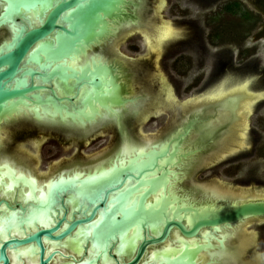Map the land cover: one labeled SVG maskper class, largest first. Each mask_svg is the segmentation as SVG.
Segmentation results:
<instances>
[{
    "label": "water",
    "instance_id": "1",
    "mask_svg": "<svg viewBox=\"0 0 264 264\" xmlns=\"http://www.w3.org/2000/svg\"><path fill=\"white\" fill-rule=\"evenodd\" d=\"M2 1L0 27L11 29L0 43L3 131L11 123L24 120L72 128L73 124L65 123L67 118L82 122L91 117L98 104L117 109L133 100L125 96L128 90L122 91L118 80L110 79L94 67L83 80L79 77L83 65L77 68L69 61L84 48L86 57L90 49V66L99 57L112 63L114 60L110 61L102 49L96 51L95 47L101 48L118 34L117 28H108L110 22L123 21L122 13L129 6L126 3H131L136 13L137 8L141 10L139 2ZM31 13L37 15L36 24L29 18ZM134 19L131 23L137 24V15ZM71 68L76 69V74ZM59 83L68 92H57ZM81 87L90 90L91 95L84 91L79 97L80 104L75 105ZM120 91L124 97L122 103L117 100ZM61 105L69 107L61 110ZM24 108L29 115L19 114ZM57 114L60 123L44 122L46 115ZM180 140L182 135L173 134L148 142L151 144L147 149H144L147 144L135 142L140 148L126 159L119 158L120 150L110 163L107 160L100 165L84 166L83 176L72 169L60 170L42 184H38L28 166L2 155L0 150V264H13L14 258L20 264H207L209 261L200 263L196 258L198 251L215 246L209 238L193 247L187 243L181 248L162 246L175 231L193 239L205 230L225 248L224 238L215 236L217 231L238 222L264 218V199L243 196L218 205L186 203L169 185L172 166L181 162L176 157L182 156ZM11 162L15 171L9 169ZM13 187V194H8ZM159 190L160 196L151 200ZM74 235L83 244L82 254L69 247L65 251L60 248L49 251V244L61 246ZM123 247L127 251L124 257L120 256ZM151 248L157 251L153 260L149 257ZM25 255L35 262L26 260ZM234 263L230 260V264Z\"/></svg>",
    "mask_w": 264,
    "mask_h": 264
},
{
    "label": "rangeland",
    "instance_id": "2",
    "mask_svg": "<svg viewBox=\"0 0 264 264\" xmlns=\"http://www.w3.org/2000/svg\"><path fill=\"white\" fill-rule=\"evenodd\" d=\"M231 1L235 0H165L159 11L160 19L172 21L181 33L163 46L160 59L155 60L157 70L153 68L152 62L144 63L143 70L147 78H151L149 73L154 71L162 76L168 85L163 90L165 92L171 90L176 105H185L192 99L193 94L204 93L222 76L228 75L240 78L255 77V86H253L256 90L264 92V0H238L244 10L237 14L224 10L226 2ZM156 3L157 0H148L144 10L145 21L150 28L155 27V23L159 20L153 15ZM126 4H129V8L126 7L122 16L124 20L134 22L136 15L134 6L129 2ZM245 11L250 14L247 18L243 16ZM108 29H112V26L110 25ZM115 47L116 49H107L105 54L112 56V53L117 52L126 59L132 57L141 62L144 58H150V61L157 58L153 53H149V49L145 47L142 38L136 32L121 37ZM82 54L85 55L84 48ZM91 67L103 71L114 81L118 80L122 91L126 89L124 81H120L125 73L119 65L105 60H92L90 66L87 60L82 66V74L80 72L79 77L83 80L87 79ZM69 70L76 74V69ZM66 77H70V74L67 73ZM134 89V92L140 91L138 85H135ZM85 92L88 96L91 95L90 90ZM121 94L120 91L117 97L119 103L124 101ZM224 105L233 104L228 102ZM68 107L61 105L59 109L66 111ZM168 109L179 114V110L173 105ZM109 110L119 116L117 109L109 108ZM249 113L245 144L240 148L226 151L227 153L213 154L215 157H212L208 164L202 165L196 173L197 183L212 188H222L235 194L255 192L264 195V96ZM96 115H100L98 109L91 114V117L94 118ZM169 119L168 112L158 114L156 117L147 115L139 124L140 135L136 133V129L135 134L143 139L161 135L163 130L172 128ZM24 121L22 123L19 121V126L13 128L17 130L4 128L3 138H7L8 142L3 143L4 148L1 153L17 157L25 165L35 167L33 170L40 175L47 176L61 164L93 159L107 152L109 146L115 142L105 128L97 130L95 134L85 139V136L79 133L68 135L61 132L66 135L62 137V134L59 136L57 132L49 134V131H35L30 128L26 120ZM7 130L12 133L11 136L7 134ZM32 140L35 141V145L32 144ZM81 144L83 146L80 149ZM176 157L179 161L182 158L180 154ZM8 164L11 171L16 170L12 165L14 163ZM260 223L261 225L250 224L247 227V233L249 235L251 233L254 238L243 254L244 264H264V220ZM253 230L255 232H251Z\"/></svg>",
    "mask_w": 264,
    "mask_h": 264
},
{
    "label": "bare ground",
    "instance_id": "3",
    "mask_svg": "<svg viewBox=\"0 0 264 264\" xmlns=\"http://www.w3.org/2000/svg\"><path fill=\"white\" fill-rule=\"evenodd\" d=\"M140 3V2H139ZM141 4V3H140ZM165 4V0H162V3L159 5V9L161 10L162 6ZM137 11V10H136ZM31 22L33 24H36L38 22L37 15H33V13L29 16ZM141 18V16H140ZM148 23V22H147ZM112 26V30L116 28L118 29L117 32H120L124 28H129L132 25L130 21H126L123 19L121 23L119 24V21L110 22ZM13 27V26H12ZM181 32L180 30L175 27L174 23L170 20H163L160 24L157 25L156 30L154 33H144L145 36V43L146 45L151 48L153 51H155L157 56V61L160 59L161 56V50L163 46L173 39L176 35H179ZM155 39L156 41L154 42ZM90 52V49H87V57L84 56L82 53L74 56L73 59L69 61L70 64L77 67L79 65H84L87 60H90L88 57V54ZM100 60H103V58L99 57ZM107 61V60H106ZM115 65H119L112 62ZM123 64H120L121 66ZM122 68V67H121ZM124 71V69L122 68ZM127 75L122 76L120 80L124 81L125 85H128L129 81ZM253 79L250 77H247L245 79H237L233 81V79L229 76L219 81V83L215 84L208 92L205 94L199 96L202 98L207 97L206 99L209 100V102L213 101V103H216L218 101L217 105V111L211 114V116H207L205 118H202L198 115L194 116L192 119L190 118L189 121L185 122L183 124V127L174 134V136H177L178 134L182 135V140H180V150L179 152L182 155L181 162L178 166L173 165L172 166V176L169 181L170 190L176 192L180 196H182V200L188 202H195V204H202V203H213L215 205H218L219 203L228 202L231 199H235V195L232 192H225V194L220 193L219 195L217 193L211 192L212 190H209L206 186L199 185L194 187V189H187L186 187H183V183H185L186 179L189 177V175L192 173L193 164H199L203 161H206L209 159V156H212L213 153L216 151V147L220 144L222 147L221 153H224L228 150H234L236 148L242 147V145L245 144V137L247 136V128L249 124L247 123L248 116L250 115V111L253 109V107L258 103L264 96L263 91L253 90ZM86 87H81L79 93L76 95L75 105L80 104V95L86 90ZM57 92L64 93L68 92L67 89L64 88L62 83H59L58 87H56ZM169 95L172 94L171 90L168 91ZM73 92H71L72 94ZM230 96V97H229ZM192 102V101H191ZM232 103L231 111L230 109H223L222 105L226 103ZM70 104V103H69ZM210 104V103H209ZM215 105V104H214ZM112 106V105H111ZM115 106V105H114ZM125 105L122 106V108H117V111L119 112V116H116L112 111H110L107 108H103L101 105L98 104V112L100 115H96L94 118L91 117L90 119H82V122L80 121H72L70 119H66L65 123L67 124H73L78 125L81 127L76 128H92L96 124L105 121L106 119H114L117 120L119 124H122L121 119L124 116V110L127 108ZM225 106V105H224ZM71 107V106H70ZM195 107V106H194ZM86 110L88 113H90L88 106L86 107ZM26 112V113H25ZM204 111H201L200 114H203ZM231 113V114H229ZM19 114L29 115L26 108L23 109ZM102 117V118H101ZM93 118V119H92ZM44 122L46 123H60V119L57 115H46L43 118ZM96 121L93 123V121ZM228 122V125L230 126L228 132L219 140L217 137V130L224 124ZM70 126V125H69ZM83 129V128H82ZM2 128L0 127V141L4 140V134ZM197 133L195 139L194 136ZM194 134V135H193ZM193 136V137H192ZM177 138V137H176ZM179 138V137H178ZM178 140V139H175ZM175 142V141H174ZM151 144V143H150ZM150 144H147L144 146V149H147L150 147ZM218 144V145H217ZM217 145V146H216ZM140 146L131 143V141L126 140L124 142V145L122 146V150L120 151L119 158L123 157L124 159L127 158L129 154L134 152L135 150L139 149ZM98 170V169H97ZM74 172H77V175L83 176L85 174L83 171H78V169H74ZM69 175L71 172L68 173ZM63 175H66L64 172ZM3 178V177H2ZM4 179V178H3ZM38 184L39 180L37 179ZM44 185L41 186V189H44ZM15 190V187H13V191H11L8 194H13ZM203 191V193L201 192ZM202 193L201 196L198 195V193ZM162 193L161 190L156 193V195L152 196L151 200L156 199L160 194ZM240 197V194L237 195ZM243 196V195H242ZM246 197H252L254 198H260L264 199V195H260L258 193L256 194H247ZM44 225H47L45 223ZM202 235L199 238H193V239H186L182 237L177 231L174 232V234L169 238V241L162 246L166 247L167 249L170 247L175 248H181L183 247V243H187L189 246L193 247L197 244H203V242H206L207 238L210 239V241L215 244L212 248H207L198 251L197 253V261L200 263H204L206 261H209L207 264H230V260H232L235 257V251L231 247V244L234 243L233 239L237 238L238 244L236 245L237 254L244 253L247 246L249 245L250 236L247 233V227L245 226L244 222H238L236 224H233L231 226H224L219 229L216 233V237L224 238L225 241V248H222L218 240L211 236L208 233H205L206 231L203 230ZM14 234V232H13ZM77 238V239H76ZM78 236L74 235L73 237H70L68 240L63 242V245L61 244H49V251L54 249H62L65 251L66 247L71 248L74 252H78L79 254L83 253V244L78 242ZM157 248V247H156ZM156 248H151V252L149 253L150 260H153L156 256ZM126 247H123V251L120 254V256L124 257L126 254ZM14 256V254H13ZM148 257V258H149ZM25 259L30 262H35V259L32 257H29V255H25ZM24 260V258H23ZM23 260L21 262H23ZM61 257L59 261H61ZM58 259H55V263H59ZM13 264H20L17 259H13ZM251 264V263H248ZM255 264V263H252Z\"/></svg>",
    "mask_w": 264,
    "mask_h": 264
},
{
    "label": "flooded vegetation",
    "instance_id": "4",
    "mask_svg": "<svg viewBox=\"0 0 264 264\" xmlns=\"http://www.w3.org/2000/svg\"><path fill=\"white\" fill-rule=\"evenodd\" d=\"M135 2H140L139 4L141 5V10L140 9H136V15L138 17L137 19V24H132L133 26L131 27H127L122 29L120 32H118L117 35L113 36V38L107 42L106 44H103L102 47H95V50H101L102 52H106V50L108 49H116L115 45L116 43H118L121 40V37H125L128 33H138L139 36L142 38V41L144 42L145 47H147L149 49V53H153V55L156 56L155 51H153L151 48H149L146 43H145V36L144 33H149L152 34L155 32L156 27L158 24H160L162 22V20L160 19L159 16V5L162 3V0H157V3L155 5V8L153 10V15H155V17L157 18V22L155 23V27L150 28L148 26V24H146L147 21H145V13L144 10L147 7V3L148 0H134ZM235 2H239L238 0L235 1H231V2H226L225 5V9L226 12H230L227 10V6L230 5L231 3H235ZM3 1L0 0V14L3 11ZM240 3V7H241V12L244 10L243 9V5L241 2ZM247 12V11H246ZM232 13V12H231ZM248 13V12H247ZM237 14V13H235ZM249 14V13H248ZM250 15V14H249ZM141 16V18H140ZM251 19V18H250ZM10 28L5 27V26H1L0 27V43L3 41L5 35L10 34ZM154 42L156 41L155 39H153ZM113 55L108 56L110 58V61L114 60V63L116 64H123L120 67H122L124 69V73L125 75H127L129 83L126 86V89L128 90V93L125 94V96L128 99H133L132 101H129L126 103L127 107L124 111V116L121 119L122 124H119L117 122V120L114 119H106L105 121H102L100 123H98L97 125L93 126L92 128H69V127H64V126H58V125H40L35 123L32 120H26V122H28L27 124L30 126V128L35 129V131H39V130H44L45 132L49 131L53 133V132H57L56 134H58L60 136V134H62L61 136L64 137L68 134V135H73V134H77L79 133V135H84L85 139H87L89 136L95 134L97 132V130L99 129H107L109 131V133L113 136L115 142L112 143V145L109 146V149L107 152H103L102 154L97 155L95 158L90 159L86 162H82V160H77L75 162H68L65 164H61L60 166H58L57 168H55L54 171L50 172L47 176L45 175H40L37 172H35L33 169H35V167H29L33 173V175L36 176V178L39 180V184H42V182L44 180L48 181L49 179L52 178V175L54 176L55 173H57L60 170H68V169H78V171H82L83 167L86 165H100L102 163V161H110L114 158L115 154L122 150V146L124 145V142L126 140L131 141V143H135V142H139V143H145L147 144L150 141H160L163 140L165 138L171 137L173 134H175L178 130H180L183 127V124L187 121H189V119L193 118L194 116L198 115L202 118H205L207 116H211L212 113H214L215 111H217V103H213V101L209 102V100H207V97H199L203 94H205L206 92H208L210 89H208L207 91H204V93H198V94H193L192 99H190L189 101L186 102L185 105L183 106H178L176 105L175 100L173 99L174 95L173 93L171 95H169V92H165L163 89H166V87L168 86L165 82L164 79L162 78V76H159L158 74L154 72L149 73L151 78H147V75L145 76L146 72L143 70L144 69V63H148V62H152L151 64L153 65V68L155 70H157L155 67V60L157 59H151L150 58H144V60L138 61L135 58H129L126 59L125 57H123L121 54H118L117 52L112 53ZM157 57V56H156ZM126 59V60H125ZM157 61V60H156ZM154 63V64H153ZM225 71V70H224ZM137 74V75H136ZM229 76V75H228ZM227 76H222L221 79L219 81H221L222 79L226 78ZM253 79V85L255 86V77H251V76H247ZM245 77V78H247ZM233 79V81L237 80V79H245L243 77H231ZM219 81L217 83H219ZM216 83V84H217ZM138 85V88L140 89L139 92H134V86ZM252 86V89L255 90V87ZM192 87V86H191ZM230 97V96H229ZM192 101V102H191ZM210 103V104H209ZM215 104V105H214ZM171 105H173L174 107H176L179 111V114H175L173 113L174 110L168 109V107H170ZM195 106V107H194ZM222 110L223 109H230L231 111V106H227V105H222ZM176 109V110H177ZM201 111H204L203 114H200ZM229 111V110H228ZM164 112H168L169 114V121L172 123V128L168 129L167 131L163 130L164 132L160 135H156V136H151L150 139H146L143 137L141 138L140 136H136L135 134V129H136V133H138L140 135V131L138 129V127L140 126L139 124L141 122L144 121V119L147 117V115H150L153 117L158 114L164 113ZM231 114V113H229ZM25 122V121H20ZM20 122H14L11 123L10 125L6 126L7 128H9V130L13 129L14 127L19 126ZM32 126V127H31ZM230 126L228 125V122H226V124H224L223 126H221L219 128V133L217 136H219V138L221 139L226 132H228ZM7 130V134H9V136H11L12 133H10V131ZM13 130H17V128L13 129ZM59 131V132H58ZM63 132V133H61ZM5 133V130L3 131L2 134ZM195 134V133H194ZM193 134V135H194ZM197 133L195 134L194 138L196 137ZM193 137V136H192ZM141 138V139H140ZM4 142H8L7 138L2 141L1 143V148L0 150H2L3 147V143ZM32 144L35 145V141H31ZM218 145V144H217ZM216 145V146H217ZM80 149L82 148L83 144L80 145ZM216 151L213 154H220V152H223L221 145L219 144L216 148ZM230 151V150H228ZM227 153V152H226ZM2 154V153H1ZM11 157V156H10ZM212 157L215 156H209V159L206 161H203L200 163V165L198 164H193V168H192V173L189 175V177L186 179L185 183H183V187H186L187 189H194V187L199 186V185H203L206 186L209 190H212L211 192L217 193L218 195L220 193L225 194V191L222 188H212L210 186H207L206 184L203 183H197L196 182V173L199 172L200 167L202 165L208 164L209 161L211 160ZM11 159L17 161L19 164H24L23 161H21L19 158L17 157H11ZM21 161V162H20ZM25 165V164H24ZM27 166V165H26ZM203 193V191H201ZM198 193L199 196L202 195V193ZM233 193V192H232ZM236 198L243 197V196H247V194H255V192L253 193H238L235 194ZM243 195V196H242ZM264 220V218H255V219H251L248 222L245 223V226L248 227L250 224H256V225H261V221ZM251 232H255L254 230ZM250 242H253L254 237H252V234L250 233ZM254 236V235H253ZM233 242L231 244V247L234 249L235 251V257L232 259L233 261H235L234 264H244L245 262L243 261V254L247 251L245 250L244 253L239 255L237 254V249L236 245L238 244V240L237 238L233 239ZM247 249V248H246Z\"/></svg>",
    "mask_w": 264,
    "mask_h": 264
},
{
    "label": "trees",
    "instance_id": "5",
    "mask_svg": "<svg viewBox=\"0 0 264 264\" xmlns=\"http://www.w3.org/2000/svg\"><path fill=\"white\" fill-rule=\"evenodd\" d=\"M227 10L232 12V13H242L241 12V7L239 2L231 3L230 5L227 6ZM248 13L245 11L243 12L244 17H248Z\"/></svg>",
    "mask_w": 264,
    "mask_h": 264
}]
</instances>
